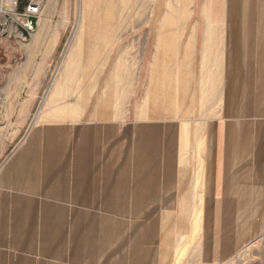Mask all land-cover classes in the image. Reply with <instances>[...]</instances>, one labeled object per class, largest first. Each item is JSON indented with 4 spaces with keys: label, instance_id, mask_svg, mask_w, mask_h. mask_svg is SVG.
Listing matches in <instances>:
<instances>
[{
    "label": "crops",
    "instance_id": "obj_1",
    "mask_svg": "<svg viewBox=\"0 0 264 264\" xmlns=\"http://www.w3.org/2000/svg\"><path fill=\"white\" fill-rule=\"evenodd\" d=\"M208 18L205 38L244 39V47L249 40L264 57V0H211ZM43 34L31 44L0 31V121L16 116L24 128L40 99L48 59L37 58L35 40ZM52 40L58 45L57 36ZM226 52L231 77L226 71L222 82L221 48L203 50L195 122H130L119 109L103 113L94 106L88 114L83 100L65 106L62 98L48 96L42 109L47 117L31 123L0 166V264H175L185 244L199 264H223L257 241L264 228V59L251 68L254 52L245 54L244 66L234 46ZM250 74L254 82L247 83L243 78ZM220 92L223 108L207 123L202 113ZM4 105L11 106L5 111ZM204 122L202 147L196 138ZM187 140L192 151L199 147L202 165L197 243L183 240L184 215L201 212L191 211L196 161L189 154L184 164Z\"/></svg>",
    "mask_w": 264,
    "mask_h": 264
},
{
    "label": "rangeland",
    "instance_id": "obj_2",
    "mask_svg": "<svg viewBox=\"0 0 264 264\" xmlns=\"http://www.w3.org/2000/svg\"><path fill=\"white\" fill-rule=\"evenodd\" d=\"M139 1L88 0L87 3L91 7L89 20L97 17L99 20L97 25H100L101 21H107L113 17L115 20L109 26L106 24L107 28L105 26L104 28L103 26L97 27L96 34H91L85 39V45L83 44V49L81 48V51L78 52L75 64L68 75L61 74L62 71L59 72L60 62L76 30L80 0H44L43 9L37 17L36 27L28 32L26 37L21 34L22 29H25L24 25L15 23L13 8L7 7L13 13L11 17L0 13V31L19 35L18 37L24 38L25 43L33 44L36 33L43 32V39L35 40L40 43L37 58L40 61L42 57L48 59V63H44L45 71L40 72L41 77L46 79L45 86L39 88V97L42 100L37 101L25 127L19 128L20 121L16 116L0 121V166L21 142L31 123L40 116L47 117L42 109L48 96L62 98L65 106V102L83 100L85 104L87 103L88 114H91L94 106L102 108L103 113L117 112L119 109L123 113L122 117L125 113L131 116L130 122L134 121L135 117L141 119L170 117L167 119H174L173 122L176 124H179V121L182 124L184 118L189 122H195L194 115L198 112L194 107L197 102L194 95L198 89V83L205 76L204 69L206 70L202 56L204 48L210 45L214 48L217 47V44L221 48L222 82L226 71L231 77V69L225 68L228 46H234L237 50L238 55L242 58L241 66L247 64L246 56L252 55L253 52L255 56L251 68L256 66L255 59H264L259 56L258 43L255 46L252 41L247 40L250 47L247 44L244 47V39L231 41L228 38H217L216 41L205 39L207 28L210 27L209 21H212L208 18L211 13V0H142V3ZM129 3L132 17L141 16L131 29L125 23L126 9L123 6ZM140 7H142V13ZM1 10L2 8H0ZM18 12L21 11L18 9ZM228 17L232 19V13H229ZM238 19L241 20V17ZM211 25L217 26V24ZM90 27V33L94 32L93 27ZM215 31H218V27ZM215 34L218 35L217 32ZM54 36L58 37L56 46L51 45ZM261 45L264 50V41L261 42ZM248 65H250V61ZM240 69L242 70V67ZM243 80L247 83L248 80L254 82L251 74L249 78L246 76ZM221 92L215 105L205 115L202 113V118L206 119L207 123L215 121L214 118L210 121V117L215 111H217V118L219 117L218 114L223 108ZM80 100L79 102H81ZM57 102L53 101V106ZM10 106L4 105L5 111ZM233 106L234 109L237 107L236 104ZM11 110L9 109V111ZM58 110L57 106H54L50 115L55 117L56 114L58 115ZM226 111H229V108ZM122 117L116 118V121L123 122ZM207 123L200 131V138H196L197 144L200 140L202 147L204 146ZM200 125L201 123L198 126ZM17 131H21L20 135L17 134ZM189 143L192 145L193 141L187 140L186 150L188 152L182 151V153L186 157L184 164H187L189 154H192L193 161H196L195 200L191 201L194 204L191 211L197 212L200 209L201 212L199 211L198 215H189L188 213L183 217L181 214L184 211L181 208L177 223L181 217L184 218L183 225L188 221L182 228L184 232L181 230L183 240L195 239L197 243V240L201 239L203 223V199L200 191L203 182L202 165L199 147L196 146L192 151ZM199 198H201L200 201H198ZM172 238L170 236V240L175 242ZM184 246H182L180 256L174 257L175 264H199L196 256L198 254L195 252L189 255L188 249ZM233 258L223 264H264V228L259 233L257 241Z\"/></svg>",
    "mask_w": 264,
    "mask_h": 264
},
{
    "label": "bare ground",
    "instance_id": "obj_3",
    "mask_svg": "<svg viewBox=\"0 0 264 264\" xmlns=\"http://www.w3.org/2000/svg\"><path fill=\"white\" fill-rule=\"evenodd\" d=\"M140 1L142 3V0H140ZM87 2H88V0H80V12H79V16H78L79 20L77 19V26L75 28L76 30H75V32H74V34H73V36L69 42L67 50H66L65 54L63 55V58L60 62L59 72L62 71L61 74H63V75H66V74L68 75L69 71L72 69L73 65L75 64V60H76V57L78 55V52L81 51V48L83 49V44H84L85 39L91 34L92 35L96 34L97 27L103 26V28H104V26L106 24L109 26L110 24H113V22L115 20V18L113 17L110 20L108 19L109 21L108 20L107 21H101L100 25H97L99 22L97 17L96 18L93 17L89 20L91 7H90V4H88ZM123 6L126 9V13H125L126 17H124L125 23H127V25L129 26V29H131L133 27V25L139 21L138 18H140L141 16L136 15L135 17H132V15H131L132 11L130 9V3L128 5H123ZM140 8H141V13H142L143 12L142 7H140ZM0 13H1V15L2 14L9 15L10 17L13 15V13L11 11H9L7 7H3L2 10L0 11ZM90 26H92L94 29V32H92V33H90V30H89V29H91ZM108 26H105V28H107ZM112 30H114V29H112ZM115 30H117V29H115ZM77 35H78V37H76ZM205 39L215 41V39L209 38V35ZM206 48H212V47L210 45L209 47H206ZM206 54H208V53H206ZM208 56H209V54H208ZM195 98L197 99L196 93H195ZM200 98L201 97L199 96V99Z\"/></svg>",
    "mask_w": 264,
    "mask_h": 264
},
{
    "label": "built area",
    "instance_id": "obj_4",
    "mask_svg": "<svg viewBox=\"0 0 264 264\" xmlns=\"http://www.w3.org/2000/svg\"><path fill=\"white\" fill-rule=\"evenodd\" d=\"M44 0H0V8L9 7L14 9L15 23L26 25L27 17H38L43 9ZM24 4L23 10L19 13V6Z\"/></svg>",
    "mask_w": 264,
    "mask_h": 264
},
{
    "label": "water",
    "instance_id": "obj_5",
    "mask_svg": "<svg viewBox=\"0 0 264 264\" xmlns=\"http://www.w3.org/2000/svg\"><path fill=\"white\" fill-rule=\"evenodd\" d=\"M26 20H27V23H26V25H24L25 29H22V31H21V34L23 37H26L27 33L32 31L36 27L37 18L33 17V16H29V17H27Z\"/></svg>",
    "mask_w": 264,
    "mask_h": 264
},
{
    "label": "trees",
    "instance_id": "obj_6",
    "mask_svg": "<svg viewBox=\"0 0 264 264\" xmlns=\"http://www.w3.org/2000/svg\"><path fill=\"white\" fill-rule=\"evenodd\" d=\"M22 9H23L22 6H20L19 10L22 11Z\"/></svg>",
    "mask_w": 264,
    "mask_h": 264
}]
</instances>
